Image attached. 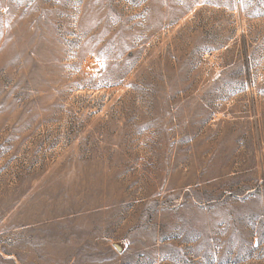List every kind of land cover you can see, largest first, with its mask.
I'll use <instances>...</instances> for the list:
<instances>
[{
	"label": "rangeland",
	"instance_id": "obj_1",
	"mask_svg": "<svg viewBox=\"0 0 264 264\" xmlns=\"http://www.w3.org/2000/svg\"><path fill=\"white\" fill-rule=\"evenodd\" d=\"M0 264H264V0H0Z\"/></svg>",
	"mask_w": 264,
	"mask_h": 264
}]
</instances>
